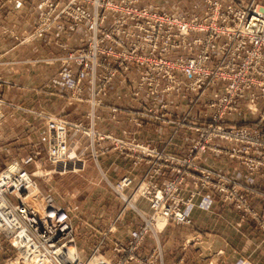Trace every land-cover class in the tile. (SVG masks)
Listing matches in <instances>:
<instances>
[{
    "label": "built area",
    "instance_id": "2783aa9c",
    "mask_svg": "<svg viewBox=\"0 0 264 264\" xmlns=\"http://www.w3.org/2000/svg\"><path fill=\"white\" fill-rule=\"evenodd\" d=\"M136 3L42 0L45 10L30 37L40 35L59 18L75 26L85 25L82 45L54 58L57 75L68 79L70 97L84 99L92 107L103 105L114 77L126 82L135 68L137 75L127 94L138 102L140 118H160L156 109L176 108L180 102L186 110L181 121L197 133V138L184 157H176L146 142L99 133L93 127L98 118L93 113H88L89 126L70 123L57 114L43 116L45 160L55 172L82 169L84 165L79 158H68L67 128L82 131L92 142L107 139L112 149L133 156L135 163L146 164L143 177L130 194L123 192L132 183L128 175L115 183V189L124 206L131 205L129 201L137 196L144 197L151 213L141 212L143 222L130 231L127 240H110L115 260L102 252L111 229L103 232L92 252L83 258L75 244L68 208L42 195L34 174L24 168L33 163L32 155L8 160L0 168V235L15 255L20 253L32 264H154L151 258L137 254L138 244L156 230L158 219L191 225L183 207L203 189L214 191L242 217L258 220L264 231V216L247 198L257 188L197 161L207 151L222 153L239 161L249 175L264 177V0H248L245 5L201 0V5H193L201 9L185 16ZM84 85L89 89L86 97L81 96ZM2 104L0 100V119ZM241 106L256 117L260 123L257 129L231 122L230 117ZM116 111L115 106L110 107L111 118ZM162 170L174 177L157 184L154 178ZM186 178L194 187L188 197L180 193Z\"/></svg>",
    "mask_w": 264,
    "mask_h": 264
},
{
    "label": "crops",
    "instance_id": "0c3cea01",
    "mask_svg": "<svg viewBox=\"0 0 264 264\" xmlns=\"http://www.w3.org/2000/svg\"><path fill=\"white\" fill-rule=\"evenodd\" d=\"M41 1L0 0V100L3 102L0 150L4 148L7 159L31 154L35 163L43 165V116L57 114L70 123L80 122L89 126L88 113L98 116L93 127L99 133L146 142L170 155L184 157L197 138V133L181 121L186 111L184 105L179 102L176 108L170 105L168 109H156L155 115L160 118H140L138 102L127 94L137 75L135 68L126 82L114 77L108 85L103 105L92 107L84 99L70 97L68 79L57 75L58 65L54 58L82 45L85 25L75 26L69 20L59 18L40 35L30 37L44 12ZM197 1L201 4V0ZM219 1L223 5H245L248 0ZM136 5H156L167 12V0H137ZM88 95L89 89L84 85L81 96ZM171 101L175 102V99ZM111 106L117 108L114 118L110 117ZM230 120L252 130L260 126L256 117L242 106ZM66 142L68 158H79L84 163L80 171L90 179L84 190L90 192L91 201H74L69 190L59 191L61 182L69 180L70 175L48 174L42 178L34 175L33 180L42 195H49L53 203L68 208L76 232L75 244L81 256L89 255L103 232L111 229L102 252L105 257L115 260L110 240L115 237L127 240L130 231L143 222L141 212L149 215L151 208L148 200L141 196L132 200V207L124 206L121 197L113 194L112 186L128 175L132 183L123 192L130 194L143 177L146 164L135 163L133 156L112 149L107 139L92 142L80 130L67 128ZM197 161L256 187L257 191L248 195V202L264 216V177L249 175L239 161L222 153L207 151ZM24 168L32 172L34 165L31 162ZM98 174L100 177L97 178ZM173 177L172 172L162 170L154 180L160 184ZM96 178L98 180H93ZM191 182L190 178L184 180L180 190L182 196L188 197L194 190ZM59 193H66L67 197ZM183 209L191 218V225L163 222L161 228L150 231L138 244L137 254L151 258L154 264H237L240 261L264 264V231L260 229L258 220L242 217L231 205L223 203L214 191L206 189L196 193L192 203ZM80 217L84 218V228L75 222ZM13 254L14 251L0 235V264H10L8 259Z\"/></svg>",
    "mask_w": 264,
    "mask_h": 264
},
{
    "label": "rangeland",
    "instance_id": "374dc122",
    "mask_svg": "<svg viewBox=\"0 0 264 264\" xmlns=\"http://www.w3.org/2000/svg\"><path fill=\"white\" fill-rule=\"evenodd\" d=\"M194 4L201 5V4H199V1H197V0H167V12H169L173 15H184L185 16V15H188L195 10L199 11V9H201V8L194 9L193 8ZM44 10H45V7H44ZM24 38H22L21 40L24 41L25 40ZM1 146H2V144H1ZM44 156H45V140H44ZM7 158H8V154L4 151V148H2L0 150V168L2 167V165L4 163H6L8 161ZM44 160L45 159H43V161ZM33 165H34V169H33L32 173L36 176H41V178L43 176L46 177L45 175H48V174L61 175V176L62 175H70V176H68V177H70L69 180L66 179L65 181L61 182V184L59 186V188H60L59 191L69 190L71 192L70 198L74 201L75 200L91 201V199H89V198H92L90 195V192H87L86 190H84L85 185L88 182H90V179H89V177L83 175V172L80 171L81 169L78 168V169H75L73 171H65V172L57 173L53 170L52 165L47 163L46 160L44 161L43 165H38V163L37 162L35 163L33 160ZM98 177H100V174L97 175V178ZM97 178L93 179V180H98ZM100 183H103V181L101 180ZM115 183H113V186H112L114 188L113 194L114 195L116 194L117 196H119L118 195L119 192L115 189ZM74 191H81V192L78 194H74L73 193ZM59 195H61V196L63 195L64 197H67L66 193L65 194L59 193ZM89 195H90V197H89ZM128 204H130V203H128ZM83 221H84L83 217L76 218V220H75V222L78 223L79 226L84 228L85 224L83 223ZM162 225H163V221L158 219L157 223L155 224L156 228H161ZM15 256L16 255L14 253L8 259L10 264L21 263L20 260L18 259V257L16 259H14ZM84 257H86V256H84Z\"/></svg>",
    "mask_w": 264,
    "mask_h": 264
},
{
    "label": "bare ground",
    "instance_id": "6f19581e",
    "mask_svg": "<svg viewBox=\"0 0 264 264\" xmlns=\"http://www.w3.org/2000/svg\"><path fill=\"white\" fill-rule=\"evenodd\" d=\"M132 202V200L129 201V203ZM134 205V204H133ZM18 257V259L20 260L21 263L18 264H32L31 261L25 260L24 257L19 253L18 255H16L14 257V259H16Z\"/></svg>",
    "mask_w": 264,
    "mask_h": 264
}]
</instances>
